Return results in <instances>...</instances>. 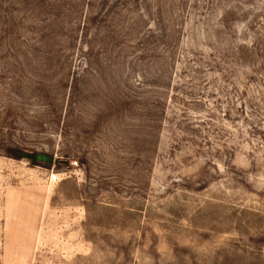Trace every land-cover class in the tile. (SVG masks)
I'll return each instance as SVG.
<instances>
[{
  "label": "rangeland",
  "instance_id": "obj_1",
  "mask_svg": "<svg viewBox=\"0 0 264 264\" xmlns=\"http://www.w3.org/2000/svg\"><path fill=\"white\" fill-rule=\"evenodd\" d=\"M0 264H264V0H0Z\"/></svg>",
  "mask_w": 264,
  "mask_h": 264
},
{
  "label": "water",
  "instance_id": "obj_2",
  "mask_svg": "<svg viewBox=\"0 0 264 264\" xmlns=\"http://www.w3.org/2000/svg\"><path fill=\"white\" fill-rule=\"evenodd\" d=\"M19 155L31 161L53 163L55 156L49 153L21 151Z\"/></svg>",
  "mask_w": 264,
  "mask_h": 264
},
{
  "label": "trees",
  "instance_id": "obj_3",
  "mask_svg": "<svg viewBox=\"0 0 264 264\" xmlns=\"http://www.w3.org/2000/svg\"><path fill=\"white\" fill-rule=\"evenodd\" d=\"M19 152H20V151L17 152V155H18L19 157H21V156L19 155ZM33 162H37V161H33Z\"/></svg>",
  "mask_w": 264,
  "mask_h": 264
}]
</instances>
